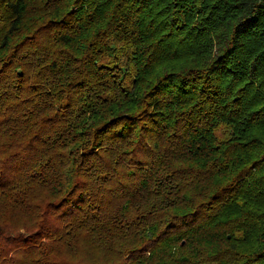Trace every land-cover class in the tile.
<instances>
[{
	"label": "trees",
	"instance_id": "obj_1",
	"mask_svg": "<svg viewBox=\"0 0 264 264\" xmlns=\"http://www.w3.org/2000/svg\"><path fill=\"white\" fill-rule=\"evenodd\" d=\"M0 264H264V0H0Z\"/></svg>",
	"mask_w": 264,
	"mask_h": 264
}]
</instances>
